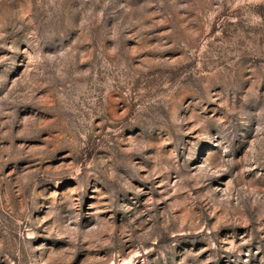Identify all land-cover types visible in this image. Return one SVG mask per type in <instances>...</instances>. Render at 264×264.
<instances>
[{"label":"rangeland","instance_id":"374dc122","mask_svg":"<svg viewBox=\"0 0 264 264\" xmlns=\"http://www.w3.org/2000/svg\"><path fill=\"white\" fill-rule=\"evenodd\" d=\"M0 264H264V0H0Z\"/></svg>","mask_w":264,"mask_h":264}]
</instances>
